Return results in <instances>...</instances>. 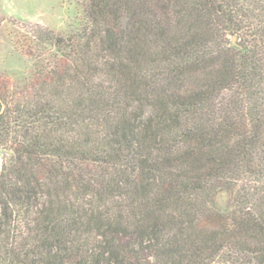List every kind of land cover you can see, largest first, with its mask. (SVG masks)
Masks as SVG:
<instances>
[{
  "label": "trees",
  "instance_id": "16d2710c",
  "mask_svg": "<svg viewBox=\"0 0 264 264\" xmlns=\"http://www.w3.org/2000/svg\"><path fill=\"white\" fill-rule=\"evenodd\" d=\"M76 5L0 73V264H264V0Z\"/></svg>",
  "mask_w": 264,
  "mask_h": 264
},
{
  "label": "rangeland",
  "instance_id": "374dc122",
  "mask_svg": "<svg viewBox=\"0 0 264 264\" xmlns=\"http://www.w3.org/2000/svg\"><path fill=\"white\" fill-rule=\"evenodd\" d=\"M0 73L13 80L26 79L32 62L15 46L13 29L39 24L57 32L78 25L76 0H0ZM10 152L0 149V165Z\"/></svg>",
  "mask_w": 264,
  "mask_h": 264
},
{
  "label": "water",
  "instance_id": "95a60500",
  "mask_svg": "<svg viewBox=\"0 0 264 264\" xmlns=\"http://www.w3.org/2000/svg\"><path fill=\"white\" fill-rule=\"evenodd\" d=\"M233 40L235 39V37L232 38Z\"/></svg>",
  "mask_w": 264,
  "mask_h": 264
}]
</instances>
